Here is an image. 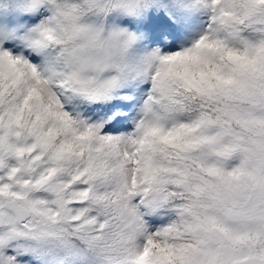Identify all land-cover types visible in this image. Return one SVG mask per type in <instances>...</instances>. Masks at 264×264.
Listing matches in <instances>:
<instances>
[{
	"label": "snow or ice",
	"instance_id": "obj_1",
	"mask_svg": "<svg viewBox=\"0 0 264 264\" xmlns=\"http://www.w3.org/2000/svg\"><path fill=\"white\" fill-rule=\"evenodd\" d=\"M201 2L191 43L114 23L146 0L0 32V264H264V0Z\"/></svg>",
	"mask_w": 264,
	"mask_h": 264
},
{
	"label": "rangeland",
	"instance_id": "obj_2",
	"mask_svg": "<svg viewBox=\"0 0 264 264\" xmlns=\"http://www.w3.org/2000/svg\"><path fill=\"white\" fill-rule=\"evenodd\" d=\"M29 1H31V0H29ZM158 5H160L161 8L164 6L162 4V0H159V4ZM13 13L14 14H18L19 12H17L16 9H13ZM157 13L158 12H156L155 9H147L145 7L144 9L141 10V12L137 16H134V17L133 16H124L121 13H120L121 15H113V16L115 17L114 22H120V19L121 18L122 19L124 18L123 20H132V19H140V18H143L144 16H153L154 15L155 17H158ZM165 15H166L165 17L167 19H171L172 21H179L180 22V17H178V18L173 17L171 12H168L167 11V12H165ZM23 17L24 16H23L22 13L21 14H18V17L17 18H12V20H16L17 22L16 23H10L9 24V23H7V21H8L6 19L7 17H4V15L1 16L0 17V32H12V33H16V32H19L20 29L26 28V26H25V20L22 19ZM194 17H195V14L191 16V18H194ZM198 21H200V23H197V28H201V25H202L201 22H203V20L198 19ZM191 25H193V24H191ZM120 26L128 27V25H126V24H121ZM188 27H189V29H188ZM194 27L195 26H185L186 30L188 29L186 31V35L185 36H189L194 30H195L194 32H196L197 31V28L195 29ZM186 38H188V37H185L184 39H186ZM9 42H11V41H9ZM169 219L170 218H169V216L166 213L161 212L158 215H154V216L150 217L149 218V223L153 227H160V226L166 224L169 221Z\"/></svg>",
	"mask_w": 264,
	"mask_h": 264
},
{
	"label": "clouds",
	"instance_id": "obj_3",
	"mask_svg": "<svg viewBox=\"0 0 264 264\" xmlns=\"http://www.w3.org/2000/svg\"><path fill=\"white\" fill-rule=\"evenodd\" d=\"M120 27H125V26H120ZM258 196V193H253V202H256V197Z\"/></svg>",
	"mask_w": 264,
	"mask_h": 264
}]
</instances>
